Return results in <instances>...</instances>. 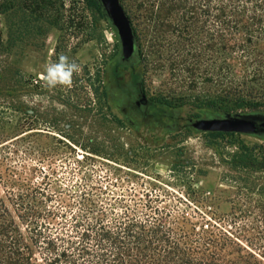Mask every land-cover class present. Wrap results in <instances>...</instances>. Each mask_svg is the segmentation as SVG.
<instances>
[{"label":"trees","instance_id":"trees-1","mask_svg":"<svg viewBox=\"0 0 264 264\" xmlns=\"http://www.w3.org/2000/svg\"><path fill=\"white\" fill-rule=\"evenodd\" d=\"M83 1L108 22L98 0ZM120 2L136 40L131 66L142 81L145 64L166 68L196 93L194 119L264 115V0ZM51 3L0 0V57L34 28L28 17L19 32V12L42 19ZM8 75L0 69V264H264L228 231L193 223L152 191L115 195L88 177L68 189L18 171L10 158L19 126ZM165 103L169 119L188 110Z\"/></svg>","mask_w":264,"mask_h":264},{"label":"rangeland","instance_id":"rangeland-1","mask_svg":"<svg viewBox=\"0 0 264 264\" xmlns=\"http://www.w3.org/2000/svg\"><path fill=\"white\" fill-rule=\"evenodd\" d=\"M48 10L42 19L20 11L19 32L28 17L34 28L10 55L0 57L13 91L7 100L18 109L11 165L28 175L33 171L38 182L47 175L68 189L88 177L89 185L99 183L115 195L152 191L193 223L207 221L228 231L264 259V140L183 130L160 146L143 144L108 113L101 97L105 66L119 51L116 32L83 0H52ZM61 54L81 71L68 87L48 88L43 66ZM144 71L152 99L186 104L184 119H194L189 110L194 91L185 92L180 80L155 62Z\"/></svg>","mask_w":264,"mask_h":264},{"label":"flooded vegetation","instance_id":"flooded-vegetation-1","mask_svg":"<svg viewBox=\"0 0 264 264\" xmlns=\"http://www.w3.org/2000/svg\"><path fill=\"white\" fill-rule=\"evenodd\" d=\"M119 54L117 65L111 58L103 73L101 97L108 113L129 128L140 142L151 147L162 145L169 135L190 130L185 128L187 120L182 114L168 118L166 103L148 95L144 81L131 66V58L124 60L120 51ZM258 138L264 140V135Z\"/></svg>","mask_w":264,"mask_h":264},{"label":"water","instance_id":"water-1","mask_svg":"<svg viewBox=\"0 0 264 264\" xmlns=\"http://www.w3.org/2000/svg\"><path fill=\"white\" fill-rule=\"evenodd\" d=\"M111 27L115 29L119 51L124 60L135 53L136 40L131 25L120 0H98ZM185 128L193 134H238L250 137L264 135L263 114H227L220 117L188 119Z\"/></svg>","mask_w":264,"mask_h":264},{"label":"clouds","instance_id":"clouds-1","mask_svg":"<svg viewBox=\"0 0 264 264\" xmlns=\"http://www.w3.org/2000/svg\"><path fill=\"white\" fill-rule=\"evenodd\" d=\"M80 71L79 63L61 54L56 60L44 64L42 78L48 88L68 87L73 76Z\"/></svg>","mask_w":264,"mask_h":264}]
</instances>
